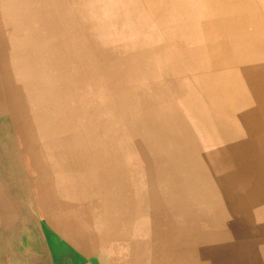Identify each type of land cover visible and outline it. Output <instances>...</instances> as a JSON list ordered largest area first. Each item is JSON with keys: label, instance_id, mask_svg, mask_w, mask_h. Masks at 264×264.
Wrapping results in <instances>:
<instances>
[{"label": "rangeland", "instance_id": "rangeland-1", "mask_svg": "<svg viewBox=\"0 0 264 264\" xmlns=\"http://www.w3.org/2000/svg\"><path fill=\"white\" fill-rule=\"evenodd\" d=\"M204 3L0 0V264H264V107L251 87L235 99L226 52L204 48L215 38L209 36L213 23L199 10ZM211 4L222 16V1ZM254 55L251 67L264 73V42ZM191 113L202 120L186 116ZM151 119L159 129L158 141L151 136L150 142L156 148H166L167 138L212 151L214 136L200 135L205 126L218 130L238 168L251 174L238 183L233 205L225 196L226 206L209 209L220 219L204 227L182 224L190 206L212 193L207 174L196 191V180L188 184L185 177L182 192L195 199L179 220L149 193L140 196L136 215L105 217L107 207L98 204L101 218L92 229L55 214L56 190L78 193L59 186L67 170L56 165L54 147L76 149L85 137L95 150L92 162L105 153L109 169L102 176L112 183L120 149L149 138ZM175 151L163 157L170 167L185 160L187 150ZM166 171V182H176Z\"/></svg>", "mask_w": 264, "mask_h": 264}, {"label": "crops", "instance_id": "crops-1", "mask_svg": "<svg viewBox=\"0 0 264 264\" xmlns=\"http://www.w3.org/2000/svg\"><path fill=\"white\" fill-rule=\"evenodd\" d=\"M186 116L190 119L202 120L200 116L196 117L193 113ZM150 124L149 127L152 128L150 129L151 131L144 133L149 135V138H135V140H133L134 143L132 142L127 145V148L120 149V160L115 164V167L111 169L115 172V175L117 174L116 180L113 179L112 183H110V177L105 178L102 176L106 170L109 169L107 165H104L105 153H103L100 163L97 161V163H95V161L92 162L88 156L93 155L95 150L89 147L87 143L88 140H86L85 137L79 142L80 144L83 142L85 143L81 144V147L76 149L69 148L68 150H62L58 147H54L53 152L55 150L61 158L58 159V156L54 155V157H56V165H59L60 169L63 168L67 170L63 173L61 171L60 174L63 175L60 177L59 186H61L62 190L64 188H69V190L77 191L78 193V197H75L77 195L74 196L71 192L63 196L56 190L55 193H57V195L55 198L57 197V199L61 201L58 206L59 210H57L55 214H59L63 219H70L72 221L77 220L76 223L79 224L83 230H85L86 226L92 229L93 226L99 223V219L101 218L100 205L98 206V204L107 207V214L105 217H109L115 212L119 215L117 218L125 217L126 211L136 215V213L142 212V209L139 207L140 196L149 193L151 197L153 196L156 199V202L160 201L161 203L162 201L164 203L163 207H169H166L167 211L173 212L172 214L174 217L179 220L178 216L181 217L183 211L187 212V201H193L195 199L189 198V195L184 196L182 192V184L185 177L188 179V184L191 181V177L196 180L195 188H193L194 191H196V189H202L203 182L201 178L203 175L207 174V177L211 181V185H214L212 193L209 195L208 193L206 194L209 198H206L205 201L209 203V207H206L205 201L203 204H201L200 201H195L193 206L189 205L191 215L187 214L186 221H183L182 224L188 227L194 225L204 227L220 219V213L217 214L214 210L212 213L213 218L210 217L209 209L216 208V206H226L225 202H223L225 196H227L226 198L229 200V207L233 205L235 203L234 199H236L235 196L238 198L239 194L237 190L238 183H243V180L248 179L251 175L250 173L243 174V170L238 168L235 157H230L228 149L230 145L224 140H220L221 135H219L218 130L215 134L211 129L203 126L200 131L201 136H203V132H205L206 135V130L211 132V136H214L215 140L211 144V146H213L212 151H209L210 146L206 149L205 146H203L202 153L199 144H189L185 141L183 143L180 141V143L174 144L175 139L167 138H165V143L168 144L166 148L163 146L161 148H156L153 145L154 143L150 142L154 140L151 136H155V142L158 141L159 129L158 126H153L152 119L150 120ZM106 134L108 137V130ZM77 135L82 136L81 134H76V136ZM195 142L193 141V143ZM108 143L109 142L106 144ZM175 148L187 150L185 153V162L172 160L173 165L170 167V163L163 157L170 154L175 157L177 154ZM28 151L30 150L28 149ZM139 158L142 159V167L140 166ZM248 163V166L253 168L250 160ZM165 166H167L165 177L167 178L168 175L176 177L178 178L176 182L170 183L168 180L166 182L164 173L162 172ZM23 167L25 166L23 165ZM55 175L57 174L55 173ZM226 175H229V184H226ZM97 177H99V180H97ZM54 185L57 187L58 182H55ZM128 186H132L133 188H128ZM143 186L145 187L143 188ZM99 187H101L100 190L98 189ZM193 189H191V191H193ZM126 191L129 192L128 196H126ZM119 192H121V194H119ZM98 193H101V196H99ZM58 195L61 197L58 198ZM84 197L89 199L85 201L83 200ZM241 197L246 198L244 195H241ZM166 200L170 203L167 204ZM87 202L90 204L88 205ZM181 203H184L183 205L186 207L183 210L177 208ZM175 204L177 205L175 206ZM236 212L230 211L234 216L237 215ZM87 221L91 222L87 223Z\"/></svg>", "mask_w": 264, "mask_h": 264}, {"label": "bare ground", "instance_id": "bare-ground-1", "mask_svg": "<svg viewBox=\"0 0 264 264\" xmlns=\"http://www.w3.org/2000/svg\"><path fill=\"white\" fill-rule=\"evenodd\" d=\"M221 1L223 5L222 16L217 15L215 10L212 9L213 4H211V0H204L203 7L202 5L199 7V10H202L203 20H209L213 23L209 36L215 37L206 41L207 43L204 44V48L216 54L220 51L226 52V60L229 65V69L226 70L230 71V73L226 71V74L233 77L232 74L235 71L234 83L236 86L234 84L233 90V97L235 99L242 98L239 97L238 91H247L246 88L251 87L252 91L250 92L256 96L257 104L260 103L264 107V73L260 72L261 69L257 66L251 67L253 66L252 58L255 57L254 49L257 46V42H264V0ZM223 19L225 30H222L221 26H218L222 23ZM228 31L232 33V36L227 34ZM242 45L247 51L241 48ZM209 62L216 61L210 58ZM262 67H264V64H262Z\"/></svg>", "mask_w": 264, "mask_h": 264}]
</instances>
